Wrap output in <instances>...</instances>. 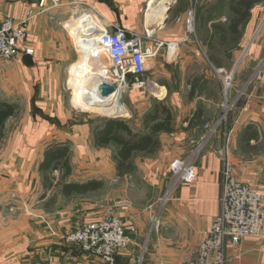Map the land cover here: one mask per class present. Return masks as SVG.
<instances>
[{
  "label": "crops",
  "instance_id": "obj_1",
  "mask_svg": "<svg viewBox=\"0 0 264 264\" xmlns=\"http://www.w3.org/2000/svg\"><path fill=\"white\" fill-rule=\"evenodd\" d=\"M231 1L169 0L167 22L158 28L162 19L150 10L158 9L163 0H44L43 7H39L40 0H0L2 20L19 22L29 11L33 14L26 27V41L17 55L10 61L0 60V102L17 107L16 115L6 121L0 140V264H104L67 243L65 236L83 223L100 219L107 211L120 220L126 233L135 230L132 243L117 252L115 264L193 261L221 210L223 162L219 151L227 140L235 179L261 193L264 212V79L257 76L264 67V30L261 41L252 45L246 32H241L237 48L222 45L216 26L228 28L233 18ZM257 5L251 11L253 19L257 17ZM191 8L196 20L192 34L185 25V11ZM181 12L182 20L172 22V16ZM83 24L91 29L83 28ZM118 29L129 37L142 36L146 46L155 51L145 75L148 72L155 79L152 67L161 69L163 79H179L186 90L173 94L167 91V80L158 83V88L153 81L147 82L156 92L149 99L151 110L162 100L172 105L166 108L173 131L158 135L160 147L155 154L135 155L153 166L149 179L165 187L162 202L135 206L112 199L105 212L97 204L82 203L89 195L66 198L59 188L44 186L40 166L45 149L57 143L69 149L73 167L68 182L98 181L104 185L106 180L113 183L122 177L117 172L116 147H95L93 143V131L102 126L103 118L88 126L89 116L76 109L75 89L70 85L75 70L89 59L82 46L85 37L97 39L105 31ZM243 48L248 50L246 62L257 70L250 79H231L225 94L222 81L215 79L216 61L232 63ZM26 49L33 53L26 54ZM101 59L97 68L109 67L106 56L103 64ZM209 87L218 92L221 88L224 98L229 94L223 118L218 117L219 122L212 127L209 123L219 110L209 108L211 98L206 91L210 89L205 90ZM135 88L124 93L123 100L124 105H137L141 119L135 125L129 122L128 111L121 109L119 94L108 112L90 109L118 114L128 121L134 134H146L143 121L149 114L144 110L147 103ZM172 107L176 109L172 111ZM196 115L200 117L196 119ZM190 158L197 168L196 181L175 184L171 162ZM223 264H264V228L257 237L246 238L238 246L227 245Z\"/></svg>",
  "mask_w": 264,
  "mask_h": 264
},
{
  "label": "built area",
  "instance_id": "obj_2",
  "mask_svg": "<svg viewBox=\"0 0 264 264\" xmlns=\"http://www.w3.org/2000/svg\"><path fill=\"white\" fill-rule=\"evenodd\" d=\"M43 5L44 0H40L39 7ZM32 17L29 11L26 18L19 22L0 19V60L10 61L17 55L19 46L26 41V27ZM185 25L187 32L194 33V9L186 13ZM148 39L150 34L147 33ZM95 45L109 61V68L105 70L108 80L104 82L114 86L118 92L120 88L122 91L126 89L127 79L144 75L148 70V60L156 54L146 46L142 36L129 37L120 29L105 31L96 39ZM25 53L31 55L33 51L26 49ZM214 72L222 81L223 92L228 93L233 71L226 77L220 75V70L215 69ZM153 92L156 94L155 89ZM228 143L227 140L219 151L223 162L220 213L213 219L208 237L200 242L195 259L186 264H223L227 245L238 246L246 238L257 237L264 228L263 196L256 188L235 179L229 162ZM169 168L175 184H193L197 179V168L192 158L176 159ZM133 233L134 229L126 233L120 220L108 211L96 221L79 225L65 240L89 257L99 259L104 264H115L117 252L132 243Z\"/></svg>",
  "mask_w": 264,
  "mask_h": 264
},
{
  "label": "rangeland",
  "instance_id": "obj_3",
  "mask_svg": "<svg viewBox=\"0 0 264 264\" xmlns=\"http://www.w3.org/2000/svg\"><path fill=\"white\" fill-rule=\"evenodd\" d=\"M257 6H258L257 17L255 19H253L252 14H251L250 20L245 25V27L243 28V32H242V33L246 32V34L248 36L249 43L251 45L254 43H257L259 40L261 41V32H262L261 30H264V3H259ZM189 10H193V9L191 8ZM189 10L185 11V19H186V13ZM182 13L183 12L179 13L178 15H173L172 16L173 18L171 21L174 22L176 20L178 22V20L176 18H179L180 20H182V17L184 16L183 15L184 13L183 14ZM259 16H260V18H259ZM195 22H196V20H195ZM247 56H248V50L246 51V49L243 48L242 54L239 56V52H238L237 57H235V59L232 63H230L229 60H223V59H221L220 61H216L217 67L215 69H216V71L220 70L222 72L220 75H222L223 77L228 76L231 73V71H233L232 76H231L232 82H234L236 79H250L252 73L257 69H255L252 65H250L249 63L246 62ZM102 57H105V54H103ZM170 70L173 73H175V70H173V69H170ZM152 71H153L152 76H153V78L156 77L155 79H151V77L148 75V72L146 75L144 74L138 78L127 79V87L124 90L125 92L122 91L121 94H119V101L121 102L120 107H121V109L124 108L125 112L128 111V115L131 116V119H129V122L133 125L137 124V121H139L141 119L137 116V112H138L137 105H135L134 107L124 105L126 103H124L123 100L126 96L124 93H126L128 91L134 92L133 88L137 87V84H139L141 86L135 88V91H138V93L142 94L143 97L146 99L147 105H146L144 110L147 113H152V111L154 110V109L151 110V105H150V100H149V99H153L151 96L153 89L149 88V86H148L149 84L147 83L148 81L149 82L153 81L155 84H157V85H155L157 87H161L160 84H158V83H161V82L166 81V80L169 81V89L167 87L166 88H167L168 92H173V94L175 92H178V91L182 92V91L186 90V88H184V85L182 84V82H180L179 79H163L162 76L164 74H163V72H161L162 70L157 69L155 67H152ZM258 72H259V74H257V76H259L261 79L262 78L264 79V67L261 68ZM215 79H218V77L216 76ZM189 80L192 81L193 79H189ZM71 83H72L71 87L73 89H75L74 101H75L77 107H79V108H76V107L75 108L80 110L81 112H83L84 113L83 115L89 116L87 118V121L89 120L88 126H92V125L94 126L96 122L99 123V119L104 118L105 117L104 115H107V114L102 113L101 112L102 110L99 111L96 109H90V106L86 107V106L82 105L81 102L79 101L80 92L74 84L75 80L70 79V85H71ZM161 85H162V83H161ZM207 89H210L209 91H206V92H209V97L211 98L209 108L213 112H217L219 110V113L218 112L215 113L217 115L215 117L216 121H215V118L213 119V117L211 116V119H213V120L211 121V123H209V127H212L214 124L219 122L218 121L219 119H217V118L218 117L220 118L223 115V113H224L223 111L225 109V103H227L226 98L228 99L229 94L227 95L226 98H224L223 97L224 93H222L221 88H219V92L217 91V89L216 90L213 89V87L206 88L205 90H207ZM158 91H160V90H158ZM69 92L72 93V90L68 91V93ZM144 100L142 102H144ZM162 101L163 102L161 103V105L166 103L164 100H162ZM178 101L180 104L181 101L179 99H178ZM170 103L171 102H169L168 105L164 104L165 107L172 106ZM198 103H202V102H198ZM228 104L226 106H228ZM174 105H176V104L174 103ZM139 107L141 108L140 111H143V106L140 105ZM206 107H207V105H206ZM175 109H176L175 107H172V111H174ZM108 111L109 110H107L105 112H108ZM77 118H79V117L75 116V119H77ZM221 118H223V116ZM126 122H128V121L126 120ZM220 123H224V121H222V122L220 121ZM93 143H94V138H93ZM55 144H57V143H55ZM61 145H64V144H61ZM89 148H91L90 145H89ZM46 149H45V151H46ZM107 150H108L109 154L112 153V149L108 148ZM44 154L45 153H43V157H44ZM68 157H69V149H68ZM143 160L144 159H142L141 157H134V159H133V161H134L133 163H134V167H135L134 172L126 174L125 176H122L119 179H116L113 183H111L110 179L106 180L105 184L103 185L102 190H100L96 193H92L91 195H89L90 197L83 200L82 203H84L86 205L97 204V205H99V207H101V208L103 207V209H105V212L109 208V206H111L110 201L112 199H114V201H115V199H118L120 201H125L126 203L128 202V203L133 204L135 206H142V205H146L147 203H149V204L161 203L162 199H163V195H165V192H166V190L164 189L165 187H160L159 185L155 184L153 181L151 182V180L149 179V176L151 174H149V173L151 171H153V166L151 165V163H149L147 161H143ZM69 166L72 169L73 166H71L70 164H69ZM75 166H81V165H75ZM75 166H74V170L76 169ZM51 175L54 176V179H53V182L51 185L53 187H56L55 185L59 182L60 172L59 171H54V172L52 171ZM43 182H44V179H43ZM58 188L59 187H57V189ZM160 190H162L161 193H160ZM96 196H98L97 199H95ZM76 199H80V198L77 197ZM74 202H72L70 204L73 205ZM67 209H69V208H67ZM12 211H13V209H11V213H13ZM94 212L95 211H93V213ZM67 235H69V234H67ZM66 236H65V238H66Z\"/></svg>",
  "mask_w": 264,
  "mask_h": 264
},
{
  "label": "trees",
  "instance_id": "obj_4",
  "mask_svg": "<svg viewBox=\"0 0 264 264\" xmlns=\"http://www.w3.org/2000/svg\"><path fill=\"white\" fill-rule=\"evenodd\" d=\"M264 3V0H232L229 10L233 15L228 28L216 26L220 32L222 45L231 49L237 48L236 44L240 39L243 28L249 22L251 11L256 4ZM229 34V35H227ZM17 107L13 104L0 102V140L4 136L6 121L16 115ZM196 115L195 118H199ZM144 126L148 130L146 134H134L129 124L121 119H102V126L93 131L95 147L115 146L117 151L115 161L119 176L132 173L135 170L133 159L135 155L151 156L160 147L158 135L161 133H171L172 117L170 111L164 105H158L144 117ZM208 122L204 123L207 124ZM66 145L54 144L49 146L44 154L43 162L40 166V173L43 176L45 186L53 187V171H59V182L55 185L60 188L61 194L68 198L72 195L86 196L96 193L102 189L103 184L98 181H88L86 183H71L67 179L71 175L69 166L68 148Z\"/></svg>",
  "mask_w": 264,
  "mask_h": 264
},
{
  "label": "bare ground",
  "instance_id": "obj_5",
  "mask_svg": "<svg viewBox=\"0 0 264 264\" xmlns=\"http://www.w3.org/2000/svg\"><path fill=\"white\" fill-rule=\"evenodd\" d=\"M159 4V3H158ZM170 5L169 0H163L158 9H151L157 13L159 18L163 19L167 7ZM82 24V23H81ZM88 24V23H87ZM84 25V24H83ZM82 25V26H83ZM83 37V36H82ZM96 38L94 36L85 37V40L82 41V46L89 57L87 64L80 66L74 72L75 77V86L80 92L79 101L82 105L88 107H94L103 111L110 110L114 103V100L118 94L122 92L121 88L118 93L102 99L97 93V86L100 82L106 81L107 76L104 73L105 68H97V60L102 57L101 52L98 47L95 45ZM104 57H102L103 61ZM157 87V86H156ZM158 88V87H157Z\"/></svg>",
  "mask_w": 264,
  "mask_h": 264
},
{
  "label": "water",
  "instance_id": "obj_6",
  "mask_svg": "<svg viewBox=\"0 0 264 264\" xmlns=\"http://www.w3.org/2000/svg\"><path fill=\"white\" fill-rule=\"evenodd\" d=\"M170 7L165 11V13H164V17H163V19L161 20V22L159 23V26H158V28H160V27H162V26H164L165 24H166V22H167V17H168V14L170 13ZM83 28H87V29H91V26H86V25H84L83 26ZM102 64L104 63V61H102V59H101V61H100ZM104 66V65H103ZM102 66V67H103ZM104 68H105V70H108V68L109 67H106V66H104ZM97 93H98V95L100 96V98H102V99H106V98H108V97H110V96H112V95H114V94H116V93H118V91H117V89L114 87V86H112L111 84H109V83H107V82H104V81H102V82H100L99 84H98V86H97ZM121 104V103H120ZM105 116V118H108V119H115V118H119L118 116V114H110V115H104Z\"/></svg>",
  "mask_w": 264,
  "mask_h": 264
}]
</instances>
